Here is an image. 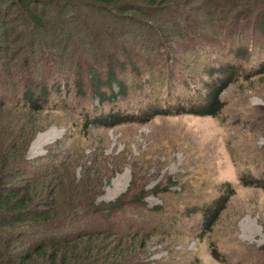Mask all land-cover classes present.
Returning <instances> with one entry per match:
<instances>
[{
    "label": "rangeland",
    "instance_id": "374dc122",
    "mask_svg": "<svg viewBox=\"0 0 264 264\" xmlns=\"http://www.w3.org/2000/svg\"><path fill=\"white\" fill-rule=\"evenodd\" d=\"M70 11L76 13L64 7H56L55 10L46 8L43 23L50 25L46 20L48 18L54 26L44 32L48 36H42L37 31L41 41L27 53L22 52L23 47L19 50L23 41L17 38V29L4 60L6 72L18 78L26 76L32 79L37 76L39 84L42 82L48 85L50 91L56 92L58 83L62 84L63 80L69 83V87L74 82L76 65L86 68L89 65L87 58L99 64L102 57L98 52L100 46L97 45L96 49V45L94 48L89 44L92 39L80 32L84 29V22ZM64 14L72 16L69 19L63 17ZM203 15L188 22L187 34L195 36L192 43L181 48L174 46L181 61L177 60L174 65L171 60L164 70L167 79L177 80L170 85L173 89L171 99L167 94L159 95L158 84L165 87L159 81L163 61L160 55L154 54L149 61L151 64L145 63L150 74L141 72V67H136L140 69L137 75L126 69L123 76L130 74L132 77L125 96L101 104L96 97H91L88 90L82 102L88 114L97 116L109 111L123 114L137 111L140 106L143 113L145 107L154 105L157 95L156 103L166 104V108L171 110L178 103L186 109L199 105L200 91L207 76L194 82L177 77L183 75L181 69L187 72L194 70L192 67L196 64L192 59L198 54L196 48L202 53L206 52V47L198 45L200 37L195 34L208 36L206 33H212L214 28L205 25L209 19L202 18ZM8 21H11L8 28L14 29L22 19L13 13ZM235 23L237 27L231 26L225 34L242 36L241 40L250 41L251 34L247 32L246 22ZM243 23L244 31L240 30ZM259 23L255 26L259 27ZM215 27L218 28L216 23ZM145 33V36L151 35L148 29ZM142 46L135 48L138 54L142 52ZM80 52L84 53V57L78 54ZM23 57L27 58L29 66L25 72L21 67ZM258 61L259 58L254 56L243 64L247 69H252V65ZM204 64L205 60L200 68ZM203 70L205 74L210 71L206 68ZM67 75L70 81L66 79ZM80 75L87 83L88 76L83 72ZM29 81L34 82L33 79ZM17 85L16 96L20 97L22 86ZM69 91L74 90L70 87ZM65 97L66 93L61 88L58 103L62 105L58 109L41 110L36 117L31 111L24 115L28 109L0 108V141L8 140L6 137L10 132L31 127L34 136L25 154L27 160L33 162L42 156L55 159L69 155L77 177L79 172L90 167L93 171H101L102 175L98 174V178L104 176L103 188L97 197V204H112L127 195L128 189L130 194L145 191V208L129 206L125 211L120 210L118 215V221L122 220L125 225L129 224L127 220L132 221L136 217L143 218L145 222L151 221L150 229L142 237L145 244H141L139 239L136 241L138 247H144L135 245V249L124 252L116 264H125L122 261L130 259V264H251L264 251V187H246L240 180L245 178L248 182L254 179L264 186V73L228 85L220 94L224 110L218 117L212 118L189 114L160 115L143 124L126 123L109 128L92 125L84 129L79 100L82 98L70 93L65 103ZM47 103L53 104V101L49 99ZM154 108L157 106L154 105ZM224 183L234 189V194L213 228L206 231L201 208L219 196V185ZM157 186L161 192L155 191ZM156 208H160L159 214L148 217ZM117 218L105 221L95 217L78 225L89 222L87 227L93 229L106 222L105 232L112 233L106 229L117 224ZM138 226L136 228L141 229ZM131 228L134 229V225L125 229L129 231ZM124 244L122 249L129 243ZM213 248L218 251V260L212 255Z\"/></svg>",
    "mask_w": 264,
    "mask_h": 264
},
{
    "label": "trees",
    "instance_id": "16d2710c",
    "mask_svg": "<svg viewBox=\"0 0 264 264\" xmlns=\"http://www.w3.org/2000/svg\"><path fill=\"white\" fill-rule=\"evenodd\" d=\"M49 7L54 10L56 7L75 10L76 13H70L77 14L84 22V29L80 32L89 40L92 39L89 43L92 47L95 48L96 45L97 49V45L100 46L98 52L102 57L99 64L85 56L89 65L87 64L86 68L75 66L76 77L70 85L73 92L69 91V83L66 80H63L62 84L58 83L54 92L49 90L48 85L42 82L39 84L37 76L32 77L34 82L30 83L29 80L32 79L29 77L18 78L5 70L4 60L17 29L16 36L23 41L19 50L23 47V53L29 52L41 41L37 31L42 36H48L44 32L48 27L54 26L48 18L46 20H49L50 25L43 23L45 9ZM13 13H16L22 22L16 28L10 29L8 27L11 21L8 19ZM72 14H64L63 17L70 19ZM200 14H204L202 18L209 19L205 25L214 28L212 33H206L209 37L195 34L200 37L198 45L206 47V52L202 53L196 48L198 54L192 59L196 64L192 67L194 70L187 72L181 69L183 75L177 78H187L194 82L207 76L204 88L200 91L201 105L186 109L178 103L171 110L166 108V104L156 103L160 94H167L171 99L173 89L170 85L177 81L167 79L164 70L168 68L171 60L174 65L177 60L181 61L174 46L181 48L192 43L195 36H188L186 29L188 22L197 20ZM243 20L246 22L247 32L251 34L250 41L241 40L242 36L232 37L230 33L225 34L231 26L237 27L236 21ZM258 23L259 27L255 26ZM244 25L245 23L240 26V30H243ZM147 29L151 31L149 36H145ZM168 35L172 37H167ZM139 38L144 40L141 44V40L137 42ZM262 38L264 0H0V108L23 111L28 109L24 115L31 111L36 117L41 110L58 109L59 105H62L58 103L62 88L66 93L65 103L70 98V93L82 98L79 100L84 129L92 125L109 128L126 123L143 124L160 115L218 117L225 106L220 100V94L228 85L264 73ZM137 45H143L140 54L135 49ZM78 54L84 55L83 52ZM154 54L162 57L159 81L165 84V87L158 84L160 92L157 87L159 95L153 103L157 108H154V105L145 107L143 113V107L140 106L137 111L123 114L119 113L120 111H109L97 116L88 114L82 105L88 90L91 91V97H96L101 104L125 96L132 77L130 74L123 76L126 69L137 75L136 72L140 69L136 67H141V72L150 74L145 63L149 62ZM254 56H257L259 61L252 65V69H247L243 63ZM204 60L205 64L200 68ZM22 61V71L25 72L29 67L27 58L23 57ZM204 68L210 70L208 74L203 72ZM80 72L88 76L87 83ZM69 75L66 79L70 81ZM17 83L22 86L20 97L16 96V90L19 89ZM49 99L53 104L48 105ZM33 136L31 127H24L14 133L10 132L6 137L7 142L0 141V264H116L124 252L135 249L137 239L141 244H145L142 237H145L146 230L151 227L150 220L145 222L143 218L136 217L132 221L127 220V225L123 224L122 220L118 221L120 210L125 211L126 207L145 208L144 190H140L138 194H130L128 189L127 195L112 204H97V197L103 188L104 176L99 175L98 178L101 171H93L90 167L79 172L77 177L69 155L55 159L42 156L33 162L27 160L25 154ZM240 180L246 187H264L254 179L248 182L245 178ZM219 189V196L201 208L202 223L206 231L213 228L234 194V189L228 183L220 184ZM159 190L161 189L157 186L155 191ZM159 211L160 208H156L148 217L152 218L154 214H159ZM95 217L105 221L118 217V223L112 224L109 230L106 229L112 233L105 232L106 222L93 229L87 227L89 222L83 226L78 225ZM133 225L134 229H125L126 226ZM137 226L141 229H137ZM123 242L129 243L125 249H122L125 246ZM211 252L215 259L220 258L216 248L211 249ZM258 256L251 264H264V251ZM130 261L132 262L131 259L122 262L130 264Z\"/></svg>",
    "mask_w": 264,
    "mask_h": 264
}]
</instances>
